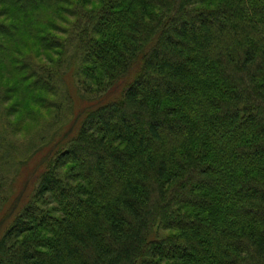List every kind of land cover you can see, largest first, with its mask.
<instances>
[{
  "label": "trees",
  "instance_id": "obj_1",
  "mask_svg": "<svg viewBox=\"0 0 264 264\" xmlns=\"http://www.w3.org/2000/svg\"><path fill=\"white\" fill-rule=\"evenodd\" d=\"M0 8V149L82 105L0 264H264V0Z\"/></svg>",
  "mask_w": 264,
  "mask_h": 264
},
{
  "label": "rangeland",
  "instance_id": "obj_2",
  "mask_svg": "<svg viewBox=\"0 0 264 264\" xmlns=\"http://www.w3.org/2000/svg\"><path fill=\"white\" fill-rule=\"evenodd\" d=\"M0 21H4V19L0 18ZM62 26V21H57L56 27ZM73 89L70 85L69 101L66 100L64 90L62 93L60 92L62 96L59 103L62 106L57 112L59 118L62 116L60 122L53 119L55 118L54 110H50L48 113L40 112L39 114L41 117L44 116L45 120L33 129V134L28 137L18 135L11 138L8 136L5 139V146L0 149V232L6 229L16 206L21 205L20 197L28 195L31 191L30 172L42 159L49 144L52 146V143L56 142L54 138L61 136L58 133L61 127H64L67 121H74L77 112L81 109L82 105L76 98ZM65 109L68 112H65ZM10 134L11 132H9ZM44 144H46L45 147ZM21 193L22 196H20Z\"/></svg>",
  "mask_w": 264,
  "mask_h": 264
}]
</instances>
